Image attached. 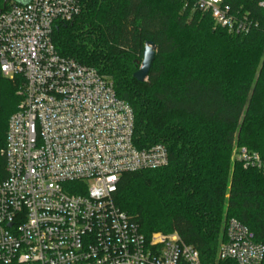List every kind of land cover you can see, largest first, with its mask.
<instances>
[{"label": "trees", "instance_id": "1", "mask_svg": "<svg viewBox=\"0 0 264 264\" xmlns=\"http://www.w3.org/2000/svg\"><path fill=\"white\" fill-rule=\"evenodd\" d=\"M262 1L227 0L257 23L245 36L216 27L183 0H82L81 14L57 22L52 33L61 57L96 70L131 106L136 147L168 149V166L121 177L116 206L146 238L177 233L198 250L201 264H236L218 259L230 219L264 245V174L233 159L234 148L244 147L264 160ZM148 41L157 52L140 83L134 73ZM22 84L0 74V183Z\"/></svg>", "mask_w": 264, "mask_h": 264}, {"label": "built area", "instance_id": "2", "mask_svg": "<svg viewBox=\"0 0 264 264\" xmlns=\"http://www.w3.org/2000/svg\"><path fill=\"white\" fill-rule=\"evenodd\" d=\"M183 1L231 35L258 27L227 0ZM81 11L82 0H8L0 11V74L23 79L6 134L0 264H201L177 233L146 238L115 204L123 175L164 168L169 152L163 144L137 148L133 110L113 83L57 53L55 24ZM233 159L264 174L255 151L235 147ZM218 259L263 264L264 245L230 219Z\"/></svg>", "mask_w": 264, "mask_h": 264}, {"label": "water", "instance_id": "3", "mask_svg": "<svg viewBox=\"0 0 264 264\" xmlns=\"http://www.w3.org/2000/svg\"><path fill=\"white\" fill-rule=\"evenodd\" d=\"M7 1L8 0H4V6L6 5ZM29 1L30 0H26L25 2H17V3L25 5ZM156 52H157L156 45L151 41L146 42L143 52V61L141 63L139 70L136 73H134V78L138 82L144 83L147 81L151 70V66L156 56Z\"/></svg>", "mask_w": 264, "mask_h": 264}, {"label": "rangeland", "instance_id": "4", "mask_svg": "<svg viewBox=\"0 0 264 264\" xmlns=\"http://www.w3.org/2000/svg\"><path fill=\"white\" fill-rule=\"evenodd\" d=\"M26 0H10V3H13V2H25ZM141 62H142V59H141ZM140 63V62H139Z\"/></svg>", "mask_w": 264, "mask_h": 264}, {"label": "snow or ice", "instance_id": "5", "mask_svg": "<svg viewBox=\"0 0 264 264\" xmlns=\"http://www.w3.org/2000/svg\"><path fill=\"white\" fill-rule=\"evenodd\" d=\"M113 179H115V177H113Z\"/></svg>", "mask_w": 264, "mask_h": 264}]
</instances>
